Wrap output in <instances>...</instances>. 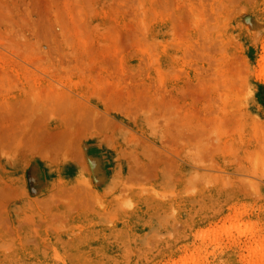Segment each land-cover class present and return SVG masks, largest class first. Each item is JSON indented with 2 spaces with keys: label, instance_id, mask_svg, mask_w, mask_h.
I'll list each match as a JSON object with an SVG mask.
<instances>
[{
  "label": "rangeland",
  "instance_id": "rangeland-1",
  "mask_svg": "<svg viewBox=\"0 0 264 264\" xmlns=\"http://www.w3.org/2000/svg\"><path fill=\"white\" fill-rule=\"evenodd\" d=\"M5 1L9 7L18 3V0H9L10 3ZM26 1L21 0V4L10 7L11 11L5 7L11 17L3 7L7 15L1 10L0 17L5 15L8 18L3 17V21L0 19L1 25H4H0V35L4 36L7 26L6 33L9 31L8 34L13 36L9 38L25 40L35 47L37 57L43 55L42 59L48 62L54 60L52 64H55L54 67L52 64L44 65V68L43 61L41 66L35 60L28 62L22 55L18 56L9 48L7 50L9 38H6L4 46L0 44L3 48L6 44L4 49L0 47V51L3 49L0 52V80L7 77L4 86L0 87V90L2 87L6 90H1L3 94L0 91V264H264V0H35L38 5L34 0H29L33 2L27 3L25 7ZM73 17L77 18L73 21ZM39 19L44 20L47 26L52 22L53 25L49 26L53 33L44 24L40 25L43 21ZM72 23L81 31L82 27H85L84 30L88 28L89 35L86 37L85 34L84 37L91 45L83 38L84 30L83 33L74 31ZM66 26L69 29L71 27L67 35L72 31L81 33L78 35L81 41H85V45H90L91 49L88 50L89 47L79 42L83 45L81 49L80 44L77 45L80 41L79 37H75L77 33L74 35L72 32L74 36L68 35H72V40H69L73 41L70 42L73 47L69 50L64 45V42L69 44L66 42L68 37L64 38L66 30L63 28L66 29ZM11 30L15 33L11 34ZM61 30L64 31L62 35ZM47 31L53 34L50 38H47ZM56 34L57 37H54ZM17 48L22 49L21 45ZM84 50L85 56L89 54L88 58L84 56ZM69 51L76 53V56L67 53ZM80 51L81 54H78ZM8 53L17 55L20 60ZM65 55H71V58L66 57L67 60L77 61V64L85 57L86 60H83L87 67L92 63L94 66L84 69L85 65L79 72L75 68L78 65L72 64L76 65L75 69L68 74L64 69L72 65ZM90 55L94 57L93 60ZM104 55L110 59L106 56L101 60L100 57ZM60 62L63 70L58 68ZM117 62L119 74L115 73ZM50 67L61 70L60 78L57 77L59 73L50 72ZM35 74L43 78H37ZM52 74L55 77L48 76ZM65 74L70 75L68 80ZM109 74H113L112 82L109 80L111 78H106L110 77ZM92 78L98 79L101 85L93 81L94 85ZM101 79L108 87L112 86L109 93L106 86V93L97 91V87L101 89L102 86L104 89ZM119 81L126 82L127 91L134 87V90L128 92H134L137 95L135 97L139 98L140 95V98L131 97L132 93H128L131 98L124 95V83ZM140 84L148 88L147 92L143 87L140 88ZM43 88H49V95H53V91H50L55 89L54 92H57H53L54 96L60 95L62 91L64 95L67 91L68 101H72H67L70 106L62 103L67 100L66 97L60 99L62 109L59 100L53 102L57 96L51 98L45 94L51 102L44 99L43 93L46 90ZM112 89L115 95L120 90L118 101L113 97ZM93 93L94 96H90ZM154 93L156 96H153ZM192 93H196V101H190ZM108 95L110 99L114 98L111 102L116 100V104L110 103L111 108L107 104L110 101ZM206 95L208 107L205 106ZM212 95H216L214 100L219 102L214 108L210 105L213 102ZM160 98H166V106V103H157ZM42 99L45 105L59 103L60 111L67 110L69 106V112L63 110L69 118L65 115H59L62 118L55 116L59 111L55 110L57 105H51L56 112L51 109L49 111L53 114L50 115ZM144 99H147V105H144ZM77 100L87 104L85 106L79 102L81 109L87 110L84 115H91L89 121L102 123V126L95 124L94 128L93 123L89 122L91 125L88 124L86 130L87 126L84 128L82 123H88L87 115L80 117L87 121L79 122L81 128L76 125L79 124L76 119L79 117L76 115L79 112ZM179 101L182 103L177 105ZM173 102L168 108V104ZM191 102L196 105L194 111L189 106ZM32 103H35L34 106ZM41 104L44 113H41ZM125 104L131 105L130 110L125 107L129 105ZM172 107L176 110H171ZM131 108H135V112L132 113ZM148 108L154 109V113L151 110L149 113ZM199 108L203 111H199ZM229 108L234 113L228 123L230 127L223 125V117L222 120L218 119L222 124L218 123L219 128L223 130L218 129L215 121L209 118L217 115L213 112L218 110L221 116L219 109L227 112ZM122 109L132 120L142 115L151 118L150 114L159 119L165 117L162 118L165 123H174L171 126H176L177 131L184 135L189 130L194 131L196 122V119L187 120L186 124L188 114L192 113L191 117H195L203 112L205 121L213 124L208 128L211 133L209 138L221 148L218 154L221 167L195 169L176 160L170 165L169 171L165 168L157 176L159 170L155 167L145 172L142 168L126 170L122 167V171H118L119 174L114 177L96 176L87 163L85 153L82 154V149H85L89 141H94L97 135H107V122L115 124L112 117L115 115L111 114L116 111L115 114L122 113ZM72 113L74 119L70 117ZM183 114L186 118L181 116ZM174 115H179L183 122H167L166 118ZM67 119L71 121V126ZM212 155L208 163L216 165L218 160L215 154Z\"/></svg>",
  "mask_w": 264,
  "mask_h": 264
},
{
  "label": "crops",
  "instance_id": "crops-1",
  "mask_svg": "<svg viewBox=\"0 0 264 264\" xmlns=\"http://www.w3.org/2000/svg\"><path fill=\"white\" fill-rule=\"evenodd\" d=\"M190 96H191L190 101L191 100L196 101L197 99L196 93H192L190 94ZM212 97H213V102H211L210 105L212 106V108H214V106L217 107L219 105V102H217V100H214L217 98L216 95H212ZM207 99L208 97L206 95L205 98L206 107L209 105ZM164 101H166L164 98L163 100L162 98H160L158 100V104H162ZM181 103L182 102L179 101L177 105ZM189 106H192L191 109L193 110V108L196 105L193 102H191ZM226 110L228 111V113H226L224 116L221 113V111H220L221 116H219V113H217L218 111L213 112V113H217V115L215 116V118L210 117L211 121L216 120L218 117H219L218 119L222 120L224 117V120H226L227 122L226 123L227 126H229L228 123L231 121V119H233L234 114L232 109L229 108ZM199 111H203V110L199 108ZM115 113L117 112L111 114V115H115L112 116L115 120L113 121L115 124H112V122H110L111 124L110 123L108 124L107 122V126L105 127V129L107 128L106 130L108 131L107 132L108 134L107 135L104 134L103 136L97 135V138H95L94 141H89L88 142L89 144L87 143L85 149H82V154L85 153L87 163H89V166H91V168L93 169L92 171L96 176L98 175L99 177H103V176L114 177L119 174L118 171H120L122 167L126 170L142 168L144 172L150 169L151 167L152 168L155 167L157 170H159L158 173H156L157 176V175H161L165 170V168L167 171H169L171 168L170 165L172 164L173 160L174 161L181 160L187 167L195 168V169L221 167V165H219L218 163L221 160V157L220 158L218 157V154H220L221 152V148H219L220 145L218 143L216 144L214 140L210 139L209 141V132H208L209 123L207 125V122L204 121L205 115L203 114V112L201 113V115L199 114L195 115V117H190L191 115H193L192 113L188 114L190 120L196 119V122L193 127L195 131L189 130L190 132L187 131L185 135L182 134V136L180 133L182 139L180 136H179L180 138L177 137L179 132L177 131L178 129L176 128V126L174 127L171 126L170 124L165 123L166 122L164 120L165 117H161V119H159L160 117L158 116L155 117L153 114L150 117H154V118L151 119V118H145V116L142 115L139 116L136 120H132L129 116L126 115V113H118L119 115ZM202 115H204V117ZM175 118L178 117L175 116L174 118H172V120H174ZM178 119L174 120V122L177 121L178 123L179 121H183V119H180L179 121ZM218 119L215 121L216 124L219 123ZM166 120L167 122H169L171 121V118L168 119L166 118ZM224 120L223 122H225ZM161 121H164V123H161ZM203 127H207V129L204 128L205 133L203 131ZM140 130H144V131L141 132ZM172 133H175L173 134V136H175L174 139L171 138ZM175 139H179V140H175ZM187 140L188 142H186ZM208 141L210 144H207ZM211 153L215 154L216 159L218 160L217 161L218 165H212L211 162L208 163L210 155L213 156ZM92 171L90 172V174L92 173L93 175Z\"/></svg>",
  "mask_w": 264,
  "mask_h": 264
},
{
  "label": "bare ground",
  "instance_id": "bare-ground-1",
  "mask_svg": "<svg viewBox=\"0 0 264 264\" xmlns=\"http://www.w3.org/2000/svg\"><path fill=\"white\" fill-rule=\"evenodd\" d=\"M16 1H17V0H16ZM28 1H29V0H28ZM28 1H26L25 7L28 6V4L31 2V1H29V2H28ZM34 1H35V0H34ZM44 1H45V0H44ZM6 2H7V1H5V0H0V14H2V13H1V10H2V11L4 10L3 7H4V8H5V7H8V8L10 9L9 11H11V8H10V7H12V6H14V5L16 4V3H15L14 5L11 4L12 6L9 7V5L6 4ZM8 2H9V0H8ZM10 2H11V1H10ZM10 2H9V3H10ZM17 2L21 4V0H20V2H19V0H18ZM22 2H23V1H22ZM32 2H33V1H32ZM32 2H31V3H32ZM35 2H36V1H35ZM18 3H17V4H18ZM24 3H25V2H23L22 5H24ZM27 3H28V4H27ZM31 3H30V4H31ZM37 3H38V2H36V4H37ZM45 3H46V2H45ZM50 3H51V2H50ZM17 4H16V5H17ZM33 4H35V3H33ZM37 5H38V4H37ZM45 5H46V4H45ZM69 5H70V4H69ZM36 8H38V7L36 6ZM49 8H50V7H49ZM73 8H74V7H73ZM6 9H7V8H5V10H6ZM32 9H33V6H32ZM44 9H45V8H44ZM5 10L3 11V14H4V13L6 14V11H7V14H8V15L11 14L8 10H6V11H5ZM41 10H42V9H41ZM42 11H43V10H42ZM45 11H46V10H45ZM47 12H48V11H47ZM44 13H45V12H44ZM53 13H55V12H52V14H53ZM7 14H6V15H7ZM50 14H51V13H50ZM56 14H57V13H56ZM56 14H55V15H56ZM41 15H42V14H41ZM67 15H68V14H66V16H67ZM75 15H76V14H75ZM75 15H74V16H75ZM9 16L11 17V15H9ZM39 16H40V15H39ZM43 16H44V14H43ZM76 16H77V15H76ZM3 17H5V15H3ZM3 17H0V19L2 20ZM5 18H8V17H5ZM12 18H13V17H12ZM41 18H42V17H41ZM46 18H48V16H47ZM50 18H51V16H50ZM50 18H49V20L51 21ZM74 18H75V17H73V21H74ZM76 18H77V17H76ZM76 18H75V19H76ZM80 18H81V17H80ZM82 18H83V17H82ZM56 19H58V17H57ZM64 19H66V18H64ZM1 20H0V25H1V22H2L4 19H3L2 21H1ZM5 20H6V19H5ZM8 20H13V19H8ZM39 20H42V19H39ZM81 20H82V19H81ZM6 21H7V20H6ZM42 21H43V23L40 24V25L44 26V25H45V24H44L45 21H44V20H42ZM46 21H47V20H46ZM50 21H49V22H50ZM61 21H63V20H61ZM71 21H72V20H71ZM71 21H69V24H70ZM75 21H76V20H75ZM66 22H67V21H66ZM80 22H81V21H80ZM5 23H7V22H5ZM75 23H76V22H75ZM2 24H3V23H2ZM13 24H14V23H13ZM15 24H16V22H15ZM43 24H44V25H43ZM69 24H67V25H69ZM72 24L74 25V23H72ZM83 24H84V23H83ZM6 25H9V24H6ZM49 25H53L52 22L49 23L48 26L45 25V27H47L48 30H49V28H50ZM58 25H59V24H58ZM63 25H64V23H63ZM70 25H71V24H70ZM1 26L3 27L4 25H1ZM1 26H0V27H1ZM10 26H11V25H9V27H10ZM86 26H87V25H86ZM11 27H12V26H11ZM11 27H10V28H11ZM20 27H22V26H20ZM45 27H44L43 29H44V31H45V33H46V30H47V29H46ZM52 27H53V26H52ZM66 27H67L66 29L63 28L64 30H66V31H65V37H64V38L66 39V38L68 37V39H67L66 42H68V43H69L68 45H70L71 47H69V46L67 45V43L64 42V40H63V42H64V45H65L66 47H68V49L70 48L69 50H71V48L73 47V43H71V44H72V45H71L70 42H73V41H70L69 39H71V37H72V35H73V34H72L73 31L71 30V31H72V32L70 31L71 33L68 32V35H69V34H72V35L68 36L66 32H67V30L69 29V27H68V26H66ZM41 28H42V27H41ZM41 28H40V29H41ZM72 28H75V25H74ZM76 28H77V26H76ZM76 28L74 29V31L76 30V31H79V32H82V31L85 29V27H82V31H81V29H79V28L76 29ZM6 29H7V26H6V28L4 29V32H5L4 36H3V35H0L1 40H2L3 38L5 39V41H4V39L2 40L3 42L0 40V41L2 42V43H0L2 46H4V45H3L4 43H6V40H7L6 38H9V36H11L10 34H8L9 31H7L8 33H6ZM40 29H39V31H40ZM45 29H46V30H45ZM54 29H55V27H53V31H55ZM59 29H60V28H59ZM63 29H62V30H63ZM70 29H71V27H70ZM70 29H69V30H70ZM90 29H91V28H90ZM37 30H38V29H37ZM51 30H52V28H50L49 32H52ZM62 30H61L60 35H62L63 32H64V31H62ZM69 30H68V31H69ZM87 30H88V28H87ZM87 30H84V33L82 32V33H83V38L85 39V41H86V39H87L86 37H88V35H89V34H88L89 31L87 32ZM11 31H12V30H11ZM0 32H1V30H0ZM13 32H14V31H12L11 34H12ZM41 32H43V31H41ZM41 32H40V35H41ZM49 32L47 31V34H46L48 37L45 35L47 38H50V37L53 35V34H52V35L49 34ZM55 32H56V31H55ZM79 32H78V33L76 32L77 35H75L76 33L73 32L74 35H75V37L77 36V37H76L77 39H78V37H79L78 35L81 34V33H79ZM86 32H87V33H86ZM97 32H98V31H97ZM136 32H137V31H136ZM14 33H15V32H14ZM52 33H53V32H52ZM56 33H57V32H56ZM2 34H3V33H2ZM42 34H43V33H42ZM48 34H49V35H48ZM85 34H86V37H84ZM94 34H95V33H94ZM36 35H37V34H36ZM50 35H51V36H50ZM74 35H73V36H74ZM133 35H134V34H133ZM133 35H132V36H133ZM42 36H43V35H42ZM45 36H44V37H45ZM49 36H50V37H49ZM63 36H64V35H63ZM63 36H62V37H63ZM66 36H67V37H66ZM11 37H13V36H11ZM14 37H15V36H14ZM54 37H57V34H56V36H54ZM47 38H46V39H47ZM89 38H90V37H89ZM89 38H88V39H89ZM135 38H136V37H135ZM135 38L133 37V39H135ZM11 39H12V38H9V41H7V43H6V44H8V46H10V47H8V46L6 47V44H5V47L7 48V50H8V48H9V50H11V52L13 51V52L17 53L18 56H21V55H22L21 57H22V58L24 57L25 60L28 59V62H30V61L32 62V60H35V61H37L36 64L38 65V63H40V66H41L42 61H43V63H44V64L42 65L43 67H44V65H45V67H46L47 64H52V63L54 62V60L48 62L47 59H46V60L42 59L41 56H43V55L37 57V56L35 55V47H34L33 45H29V44H27L25 40L21 41L22 39L19 38V40H20V39H21V40H20V41H19V40L16 41V39L13 38V39L15 40V41H14L13 39H12V40H11ZM74 39H75V38H74ZM79 39H80V41L78 40V44H77V42H75L77 45L80 44L79 47L85 45V43L89 41V40H87L86 42L84 41V43H83V42H82V41H83L82 38L79 37ZM110 39H111V38H110ZM10 40H11V41H10ZM68 40H69V41H68ZM71 40H72V39H71ZM81 40H82V41H81ZM90 40H91V39H90ZM140 40H141V38H140ZM12 41H13L14 43H13ZM74 41H75V40H74ZM79 42H82L83 45H82L81 43H79ZM112 43H113V42H112ZM112 43H111V44H112ZM136 43H138V42H136ZM89 44H90V41H89ZM89 44H88V45H89ZM133 44H134V43H133ZM19 45H21V47H22L21 50H19V49L17 48ZM90 45H91V44H90ZM90 45L87 46V44H86L85 47H86V46L89 47V48H87V49L89 50V49H91V48H90ZM2 46H0V47L3 48ZM109 46L111 47L110 44H109ZM109 46H108L107 48H109ZM135 46H136V45H135ZM5 47H4V48H5ZM103 47H105V46H103ZM122 47H123V46H122ZM138 47L140 48L139 44H138ZM138 47H137V48H138ZM4 48H3V49H4ZM80 48L83 49L82 47H80ZM107 48H106V50H107ZM128 48H129V45H128ZM130 48H131V47H130ZM132 48H133V47H132ZM134 48H135V47H134ZM141 48H142V46H141ZM3 49H2V51H3ZM87 49H86V51H88ZM120 49H121V48H120ZM124 49H125V48H124ZM201 49H202V48H201ZM206 49H207V47L205 48V51H206ZM0 50H1V49H0ZM5 50H6V49H5ZM109 50H111V49L109 48ZM2 51H0V52L2 53ZM73 51H74V48H73ZM82 51H83V50H82ZM111 51L113 52V50H111ZM114 51H115V49H114ZM203 51H204V50H203ZM7 52H8V51H7ZM7 52H5V53H7ZM97 52H98V51H97ZM108 52H109V51H108ZM138 52H139V51H138ZM36 53H37V52H36ZM67 53L71 54L73 57L76 56V55H74V54H76V53H74V52H73L74 54L70 53V51L67 52ZM113 53H114V52H113ZM117 53H118V52H117ZM121 53H122V52H121ZM121 53H120V54H121ZM12 54H13V53H12ZM12 54H11V55H12ZM78 54H81V51H80V53H78ZM90 54H91V50H90ZM3 55L5 56L4 52H3ZM7 55H10V54L8 53ZM11 55H10V56H11ZM71 55H69V56H71ZM85 55H86V54H85V50H84V56H85ZM88 55H89V54H88ZM88 55L85 56V57L88 58ZM92 55H93V54H92ZM101 55H102V53H101ZM114 55H115V54H114ZM12 56H17V55H12ZM18 56H17V58H18V60H20ZM49 56H50V55H49ZM67 56H68V55H67ZM67 56L65 55V58H66ZM69 56H68V57H69ZM72 56H71V57H72ZM102 56H103V55H102ZM106 56H107V55H104V57H100V59H101V58L104 59ZM112 56H113V54H112ZM112 56H111V57H112ZM116 56H117V55H116ZM119 56H120V55H119ZM8 57H9V56H8ZM43 57H44V56H43ZM68 57H67V58H68ZM71 57H69V58H71ZM78 57H79V55H78ZM82 57H83V55L81 56V59H82ZM85 57H83V59H84ZM107 57H108V60H109V59H110L109 56H107ZM10 58H11V57H10ZM50 58H51V56H50ZM65 58H64V59H65ZM67 58H66V60H67ZM76 58H77V57H76ZM90 58L93 60L94 57L92 58L91 55H90ZM115 58H116V57H115ZM115 58H113V59H115ZM2 59H4V58H2ZM48 59H49V58H48ZM51 59H52V58H51ZM79 59H80V58H79ZM79 59H78V60H79ZM83 59H82L81 61H79V64H80V62L82 63V64H80V66H79V64H77V61H76V63H75L74 60H72V62H74V63H72V62H69V61H71V59H70V60H67L71 65H72V64H77L78 67H77L76 65H75V66H76V67H75V66H73V65L70 66V65L68 64L69 66L65 67V69H64V68H63V65L65 64V62H64V64H63V61H62V64H63V65H62L61 62H60L61 66L58 65V66H59L58 68H61V70L64 69L65 72L68 73V74H69V73H72V72H71L72 69H75V68H77L76 71L78 70V71L80 72V71L83 70V69L80 70L82 67H84L85 65H86V66H85L84 69H86V67H87V63H86V61H84V60H86V59H84V60H83ZM102 59H101V60H102ZM106 59H107V58H106ZM106 59H105V60H106ZM117 59H118V58H117ZM121 59H122V58H121ZM29 60H30V61H29ZM92 60H91V61H92ZM111 60H112V59H111ZM111 60H110V62L112 63ZM46 61H47L48 63H46ZM82 61H83V62H82ZM113 61H114V60H113ZM120 61H121V60H120ZM18 62H20V61H17V63H18ZM33 62H34V61H33ZM68 62H67V63H68ZM84 62H85L86 64H84ZM110 62H109V63H110ZM114 62H115V61H114ZM216 62H217V61H216ZM17 63H16V64H17ZM24 63H26V62H24ZM45 63H46V64H45ZM67 63H66V64H67ZM91 63H92V62H91ZM104 63H105V62H104ZM106 63H107V60H106ZM115 63H116V62H115ZM115 63H114V64H115ZM16 64H15V66H16ZM33 64H34V63H33ZM33 64H31L33 67L30 66V68H31V67L34 68V65H33ZM54 64H55V63H54ZM54 64H52L51 66L54 67ZM56 64H57V62H56ZM83 64H84V65H83ZM151 64H152V63H151ZM21 65H22V64H21ZM21 65H20V66H21ZM25 65H26V64H25ZM81 65H83V66H81ZM90 65H92V67H93V66H94V63H92V64H90ZM90 65H89V66H90ZM20 66H18V67H20ZM89 66H88V67H89ZM110 66H111V65H109L108 68H109ZM218 66H219V65H218ZM23 67H24V65H23ZM45 67H44V68H45ZM47 67H49V65H48ZM52 67H50V68L52 69ZM68 67H69V68L73 67V68L68 69ZM74 67H75V68H74ZM79 67H80V68H79ZM88 67H87V68H88ZM90 67H91V66H90ZM112 67H114V66H112ZM118 67H119V65H118V62H117V68H118ZM24 68H25V67H24ZM24 68H23V69H24ZM35 68H37V67H35ZM40 68L43 70L42 67H40ZM50 68H49V70H50ZM58 68H56V69L53 68L52 71H54V72H52V71L50 70L51 73H56V74L59 73L57 77H59V76L61 75V74H60V71H61V70H59ZM78 68H79V69H78ZM122 68H123V67H122ZM25 69H26L27 71H29V69H27V68H25ZM38 69H39V66H38ZM54 69H55V70L58 69L59 72H58V71L55 72ZM66 69H67L68 72L66 71ZM96 69H97V68H96ZM96 69H95V70H96ZM26 70H25V72H26ZM45 70H46V69H45ZM97 70H98V69H97ZM105 70L107 71V69H105ZM112 70H113V69H111V71H112ZM220 70H221V69H220ZM35 71H36V70H35ZM86 71H88V70H86ZM117 71H119V68H118V69H115V73H118ZM9 72H10V70H9ZM45 72H46V71H45ZM47 72H48V71H47ZM79 72H75V73L78 74ZM84 72H85V71H84ZM84 72H82V73L84 74ZM122 72H123V69H122ZM221 72H222V71H221ZM11 73H12V72H11ZM26 73H27V72H26ZM82 73H80V74L82 75ZM107 73H108V71H107ZM113 73H114V72H113ZM219 73H220V72H219ZM68 74H65L66 77H67V80H68V77L70 76V75L68 76ZM77 74H76V75H77ZM85 74L88 75L89 73H85ZM118 74H119V73H118ZM121 74H122V73H121ZM138 74H139V73H138ZM215 74H216V73H215ZM27 75L29 76L28 73H27ZM30 75H31V74H30ZM35 75L37 76V78L40 77V75H37V74H35ZM35 75H34V76H35ZM44 75H46V74L44 73ZM89 75H90V74H89ZM109 75H110V74H109ZM111 75H113V74H111ZM111 75H110V77H106V78H107V79L111 78ZM116 75H117V74H116ZM220 75H221V74H220ZM31 76H33V75H31ZM36 76H35V77H36ZM48 76L55 77V76H53V74H52V75H48ZM94 76H96V75H94ZM98 76H99V75H98ZM102 76H103V75H102ZM118 76H119V75H118ZM126 76H127V75H126ZM131 76H132V75H131ZM16 77H17V76H16ZM44 77H45V76H44ZM46 77H47V76H46ZM71 77H72V75H71ZM86 77H87V76H86ZM5 78L7 79V77H5ZM5 78H1L0 82H2V84L0 83V87H1V86H4V83H5V82H4V81H5L4 79H5ZM28 78H29V77H28ZM37 78H36V79H37ZM40 78H43V76L40 77ZM59 78H60V77H59ZM62 78H64V76H62ZM95 78H97V76H96ZM100 78H101V77H100ZM104 78H105V77H104ZM106 78H105V81H106ZM112 78H113V77H112ZM112 78L109 79V80H111L110 82H112ZM225 78H226V77H225ZM235 78H236V77H235ZM235 78H234V80H235ZM2 79H3V80H2ZM33 79H35V78H33ZM48 79H49V78H48ZM83 79H84V77H83ZM88 79H89V78L87 77L86 80H88ZM92 79H94V78H92ZM8 80H9V78H8ZM29 80L32 81L31 79H29ZM95 80H96V79L92 80V83L94 84V82H95L96 84H98V83H99V81H97L98 79H97L96 81H95ZM114 80H115V79H114ZM114 80H113V82H114ZM119 80H122V79H119ZM230 80H231V79H230ZM232 80H233V79H232ZM9 81H10V80H9ZM51 81H52V80H51ZM69 81H70V79H69ZM93 81H94V82H93ZM101 81L103 82L102 79H101ZM101 81H100V82H101ZM115 81H116V80H115ZM216 81H217V79H216ZM219 81H220V78H219ZM3 82H4V83H3ZM34 82H35V81H34ZM77 82H78V81H77ZM77 82H76V84H77ZM102 82H101V83H102ZM116 82H117V81H116ZM122 82L124 83V84H122V85H124V90L126 91V92H124V93L122 92L124 95H127V96H128V93H130L129 95H132V94H133V96H131V97H135V96H137V95L134 94V92H133V93H132V92H128V91H130V90H132V89L134 88L133 86H132V87H133L132 89H129V90L127 91L126 88H125V86H126L125 83H126V82H125V81H121V82L119 81V83H122ZM135 82H136V81H135ZM199 82H200V81H199ZM217 82H218V81H217ZM226 82H227V80H226ZM6 83H7V81H6ZM30 83H31V82H30ZM106 83H107V81H106ZM208 83H209V80H208ZM208 83H207V84H208ZM210 83H211V81H210ZM61 84L63 85V83L60 82V87H61ZM69 84L72 85V82H70ZM69 84H68V86H71V85H69ZM73 84H74V83H73ZM76 84H75V86H76ZM78 84H79V83H78ZM108 84H109V83H108ZM110 84H111V83H110ZM117 84H118V83H116V85H117ZM129 84H130V83H129ZM136 84H137V83H136ZM153 84H154V83H153ZM201 84H202V83H201ZM211 84H212V83H211ZM7 85H8V84H6V86H7ZM58 85H59V84H58ZM94 85H95V84H94ZM98 85H101V84H98ZM102 85H103L104 89L102 88V86H101V89H103V90H101L100 88L98 89V87L95 86V87H97V88H96L97 91L100 90V91L103 92V91L105 90V86H106V88H108V93H109V91H110L109 89H110L112 86L110 85V86L108 87V85H107V84L105 85L104 82H103ZM113 85H114V83H113ZM134 85H135V84H134ZM140 85H141L140 88L143 87V86H142L143 84H140ZM203 85H204V84H203ZM120 86H121V85H120ZM127 86H128V85H127ZM130 86H131V84H130ZM149 86H150V85H149ZM205 86H206V85H205ZM209 86H210V85H209ZM211 86H212V85H211ZM215 86H216V84H215ZM226 86H227V85H226ZM233 86H234V85H233ZM56 87H57V86H56ZM63 87H64V86H62L61 88H63ZM89 87H90V86H89ZM95 87H93V89H94ZM116 87H117V86H116ZM150 87H151V86H150ZM150 87H149V88H150ZM199 87H201V86H199ZM216 87H217V88H220V87H218V86H216ZM8 88H9V86H8ZM51 88H53V87H51ZM75 88H76V87H75ZM127 88H128V87H127ZM143 88H144V87H143ZM203 88H205V87H203ZM2 89L5 90L4 87H2ZM2 89H1V90H2ZM43 89H44V88H43ZM48 89H49V88L44 89V90H46V91H45V93H43V97H45V94H47L48 96H51V98H52V97L54 98L55 96H57V97H55V98H57V101H56V99L54 98L55 100L53 99V102H54V101H55V102H58V100H59V102L61 103L62 100H60V99H63V98H61V97H64V98L66 97V98H67V96H69V94L67 95V91L64 92V95H65V96L62 94L63 91L61 92L60 95H59V94H57V95L55 94V96H54V93L57 92V91L54 92L55 89H54V90H53V89H52V90L50 89L51 91H50V90H49V91H50V92L53 91L54 93L52 92L51 94H53V95H49L50 93L48 94ZM59 89H60V88H59ZM64 89H66V88H64ZM93 89H92V91H93ZM117 89H118V88H117ZM144 89H145L146 92H147V89H148V88L145 87ZM1 90H0V91H1ZM4 90H2V91H4ZM31 90H32V89H31ZM94 90H95V89H94ZM124 90H123V88H121V91H124ZM133 90H134V89H133ZM140 90H141V89H140ZM140 90H139V91H140ZM145 90H142V92H145ZM153 90H154V88H153ZM197 90H198V89H197ZM208 90H209V89H208ZM212 90H213V89H212ZM2 91H1V93H2ZM5 91H6V90H5ZM5 91H4V92H5ZM8 91H9V90H8ZM23 91H24V90H23ZM105 91L107 92V90H105ZM105 91H104V93H106ZM118 91L120 92V90H117V92H118ZM194 91H195V90H194ZM204 91H205V90H204ZM209 91H210V90H209ZM35 92H36V91H35ZM43 92H44V91H43ZM46 92H47V93H46ZM69 92H70V90H69ZM95 92H96V91H95ZM102 92H101V93H102ZM113 92H114V95H115V91H114V89H112V94H113ZM117 92H116V93H117ZM119 92H118V93H119ZM140 92H141V91H140ZM142 92H141V93H142ZM33 93H34V92H33ZM33 93H32V94H33ZM65 93H66V94H65ZM97 93H98V92H97ZM101 93H100V95H101ZM104 93H102V94H103L102 97H104ZM110 93H111V92H110ZM118 93H117V94H118ZM131 93H132V94H131ZM205 93H206V92H205ZM2 94H3V93H2ZM4 94H5V93H4ZM29 94H30V93H29ZM32 94H31V95H32ZM34 94H35V93H34ZM91 94H92V93H91ZM91 94H90V96H94V93H93V95H91ZM98 94H99V93H98ZM117 94L115 95L116 97L113 96V95H111V94H109V95H110L111 97L113 96V97L116 98V100L118 101V97L120 96V94H119V96H117ZM162 94H163V93H162ZM37 95H39V93H38ZM40 95H41V94H40ZM47 95H46V97H45L44 99H46V98L48 97ZM66 95H67V96H66ZM100 95H99V96H100ZM109 95H108V96H109ZM141 95H142V94H141ZM144 95H145V94H144ZM154 95H155V93L153 94V96H154ZM164 95H165V94H164ZM41 96H42V95H41ZM41 96H40V97H37V99H38V98H41ZM58 96H60L59 99H58ZM90 96H88V97H90ZM95 96H96V95H95ZM110 96L108 97L109 99H110ZM155 96H156V95H155ZM168 96H169V95H168ZM180 96H181V95H180ZM29 97H30V96H29ZM43 97H42V98H43ZM96 97H97V96H96ZM128 97H130V96H128ZM131 97H130V98H131ZM141 97H142V96H141ZM146 97H148V96H146ZM171 97H172V96H171ZM51 98H49V99L52 100ZM79 98H80V97H79ZM100 98H101V96H100ZM104 98H105V97H104ZM104 98H102V99H104ZM108 98H107V99H108ZM114 98H111V99H114ZM135 98H136V99H139V98H140V95H139V98H137V97H135ZM142 98H143V97H142ZM157 98H159V97H157ZM166 98H168V97L166 96ZM166 98H165V100H166ZM29 99H30V98H29ZM33 99H34V98H33ZM35 99H36V98H35ZM37 99H36V100H37ZM107 99H105V100H107ZM111 99H110V101H107V104L110 105V108H111V104L113 103V101L111 102ZM120 99H121V97H120ZM120 99H119V100H120ZM125 99L128 100L129 98L126 97ZM125 99L123 98V100H125ZM149 99H150V98H149ZM149 99H148V100H149ZM154 99H156V98H154ZM168 99H170V96H169ZM174 99H175V97H174ZM176 99H177V98H176ZM181 99H182V98H181ZM235 99H236V98H235ZM46 100H48V99H46ZM63 100H64V99H63ZM116 100H115V102H114L113 104H116ZM141 100H142V99H141ZM145 100L147 101V99H144V100H143L145 104L143 103V101H142V103H143L144 105H147V104H146L147 102H145ZM156 100H157V99H156ZM162 100H163V98H162ZM41 101L43 102V99H42ZM41 101H39L38 103H40ZM44 101H45V100H44ZM48 101H49V100H48ZM67 101H68V98H67V100L65 99V101L62 102V103H64V105H66L69 101H70L69 103L72 102L71 100H69L68 102H67ZM77 101H78V102H76V103H77L78 105H79L80 103H81V105L83 104L82 101H79V100H77ZM120 101H121V100H120ZM135 101H136V100H135ZM172 101H173V99H172L171 101H169V102H172ZM22 102H24V101H22ZM34 102H36V101L34 100ZM45 102H47V101H45ZM49 102H51V101H49ZM49 102H48V103H49ZM53 102H52V104H51L52 106H53V105H57V106L59 105V106H60L59 103H58V104H57V103H56V104H53ZM55 102H54V103H55ZM65 102H66V103H65ZM79 102H80V103H79ZM140 102H141V101H140ZM150 102H151V100H150ZM155 102H157V101H155ZM164 102H165L166 105H167V102H166V101H164ZM164 102H163V103H164ZM169 102H168V103H169ZM176 102H177V101H176ZM24 103H25V102H24ZM62 103H61V106H60L61 109L63 108V107H62V106H63ZM87 103H88V102H87ZM110 103H111V104H110ZM125 103H126V100H125ZM136 103H138V102H135V104H136ZM157 103H158V102H157ZM165 103H164V104H165ZM234 103H235V102H234ZM28 104H29V103H28ZM32 104H33V103H32ZM34 104H35V103H34ZM34 104H33V106H34ZM42 104H44V102H43ZM42 104H41V105H42ZM49 104H50V103H49ZM49 104H48V105H47V104H46V105L44 104V106H48V111L52 109V110H51L52 112H56L57 110L60 109L59 106H58L59 108L55 106V107H56V109H55L56 111H53L54 107L52 108V106L49 105ZM73 104H74V102H73ZM88 104H89V103H88ZM113 104H112V105H113ZM118 104H119V103H118ZM122 104H123V103H122ZM133 104H134V103H133ZM173 104H174V102L171 103L170 105L172 106ZM223 104H224V103H223ZM29 105H30V104H29ZM29 105H28V106H29ZM36 105H39V104L36 103ZM36 105H35V106H36ZM67 105H69V104H67ZM67 105H66V106H67ZM78 105H76V106H78ZM83 105H85V104H83ZM86 105H87V104H86ZM86 105H85V106H86ZM125 105H129V104H125ZM125 105H124V106H125ZM139 105H140V106H139ZM139 105H138V106L141 107V104H140V103H139ZM161 105H162V104H161ZM166 105H165V106H166ZM168 105H169V104H168ZM170 105L168 106V108L170 107ZM232 105H233V104H232ZM31 106H32V105H31ZM44 106L42 105V108H43V109H42L41 113L45 110V109H44ZM69 106H70V105H69ZM69 106L66 107L68 111H67L66 109H63V110H66V112H69V109H68ZM85 106H83V107H85ZM174 106H175V105H174ZM182 106H183V105H182ZM182 106H181V107H182ZM208 106H209V105H208ZM208 106H207V107H208ZM223 106H224V105H223ZM25 107H26V106H25ZM36 107H37V106H36ZM40 107H41V106H40ZM50 107H51V108H50ZM78 107L80 108V109L78 108V111H79L78 114L75 112L76 115L79 116L78 118H76V119L78 120L77 122H78V123H79L80 121H82V122H87V121H83V120H82L83 118H80L82 115L85 114L84 112H86L87 110H86V109H81L82 106L80 107V105H79ZM122 107H123V105H122ZM122 107H121V108H122ZM125 107L129 108V107H131V105H129V106H125ZM125 107H123V108L125 109ZM139 107H138V108H139ZM175 107H176V106H175ZM177 107H178V106H177ZM177 107H176V108H177ZM181 107H180V109H181ZM187 107H188V105H187ZM224 107H225V106H224ZM231 107H232V106H231ZM29 108H31V107L29 106ZM38 108H39V106H38ZM49 108H50V109H49ZM64 108H65V106H64ZM94 108H95V107H94ZM119 108H120V107H119ZM138 108H136L137 111L139 110ZM145 108H147V107H145ZM145 108H143V109H145ZM151 108H152V107H151ZM164 108H165V107H164ZM21 109H22V108H21ZM33 109H34V108H33ZM39 109L41 110V108H39ZM46 109H47V108H46ZM124 109H122L123 111L121 110L122 113H124V111H125ZM131 109H132V108H131ZM133 109H135V108H133ZM133 109H132V111H131L132 113L135 112V110L133 111ZM148 109H149V110H148V112H149L151 109H150V108H148ZM221 109H222V107H221ZM30 110H31V109H30ZM37 110H38V109H37ZM63 110H62V111H63ZM76 110H77V108H76ZM76 110H75V111H76ZM129 110H130V108H129ZM140 110H141V108H140ZM145 110L147 111V109H145ZM161 110H162V109H161ZM171 110H174V111H175L176 109H174V108L172 107ZM177 110H178V109H177ZM48 111H47L46 113L49 114V112H50V115L53 114L51 111H49V112H48ZM59 111H60V110H59ZM59 111H57V112H59ZM62 111H60V112H59L60 114H58V115H57V112H56V113H55V114H56L55 116H56V117L59 116V115H61V116L63 115V116H64V115H65V111H63V113H62ZM95 111H96V110H95ZM110 111H111V110H110ZM118 111H119V110H118ZM137 111H136V112H137ZM153 111H154V109L151 110V112H153ZM179 111H180V110H179ZM179 111H177V112H179ZM181 111H182V109H181ZM193 111H194V110H193ZM217 111H218V110H217ZM219 111H221V110L219 109ZM231 111H232V110H231ZM231 111H230V112H231ZM90 112H91V111H90ZM116 112H117V111H116ZM139 112H140V111H138V113H139ZM141 112H142V110H141ZM151 112H149V113H151ZM157 112H158V111H157ZM166 112L169 114L171 111H170V112L166 111ZM196 112H197V111H196ZM221 112L223 113L224 111H221ZM43 113H44V112H43ZM61 113H62V114H61ZM79 113H80V115H79ZM128 113H129V112H128ZM153 113H154V112H153ZM161 113H162V111H161ZM185 113H186V112H185ZM207 113H208V112H207ZM217 113H218V112H217ZM226 113H228V111H227V112H224L223 114H226ZM231 113H232V112H231ZM235 113H236V112H235ZM93 114H94V113H93ZM93 114H92V115H93ZM168 114H167V115H168ZM171 114H172V112L170 113V115H171ZM174 114L176 115V113H174ZM210 114H211V113H209V117H210ZM233 114H234V113H233ZM233 114H232V116H233ZM41 115H42V114H41ZM86 115H87V114H86ZM86 115H84L83 117H85ZM103 115H104V114H103ZM121 115H122V114H121ZM157 115H158V114H157ZM175 115H174V117H175ZM183 115H184V114H183ZM65 116H67V115H65ZM73 116H74V114L72 113V116L70 115V117H71L72 119H74ZM95 116H97V115H95ZM95 116H93V117H95ZM99 116H100V113H99ZM101 116H102V115H101ZM105 116H106V115H105ZM133 116H134V115H133ZM150 116H151V114H150ZM188 116H189V115H188ZM202 116H203V115H202ZM213 116H214V115H213ZM223 116H224V115H223ZM44 117H45V114H44ZM44 117H42V118H44ZM47 117L49 118V116H47ZM87 117H89V118H88V123H86V124H85V123H82V124H84V128H85V126H87V125L89 124V122H90V123H93L92 121H89L91 115H87ZM161 117H162V116H161ZM168 117H169V116H168ZM170 117H171V116H170ZM174 117L172 116V118H174ZM176 117L179 118L180 116H176ZM190 117H191V116H190ZM217 117H218V116H217ZM59 118H62V117L59 116ZM67 118H69V116H67ZM101 118H102V117H101ZM101 118H100V119L95 118V119H96V120H97V119H98V120H101ZM103 118H104V117H103ZM105 118H106V117H105ZM132 118H133V117H132ZM152 118H154V117H151V119H152ZM172 118H171V121H172ZM178 118H175L174 120H176V119H178ZM184 118H186V115L184 116ZM187 118H188V117H187ZM214 118H215V117H214ZM218 118H219V117H218ZM218 118H217V119H218ZM76 119H75V120H76ZM167 119H168V118H167ZM180 119H182V118H179L178 121H179ZM204 119H205V118H204ZM209 119H210V118H209ZM217 119H216V120H217ZM84 120H87V119H84ZM92 120H94V119H92ZM98 120H97V121H98ZM103 120L105 121V119H103ZM169 120H170V119H169ZM184 120H185V119H184ZM187 120H190V119H186V124H187ZM210 120H211V119H210ZM216 120H213L212 122H214V121H216ZM220 120H221V119H220ZM220 120H219V121H220ZM66 121H67L69 124H70V122H71V121L69 122L68 119H67ZM72 121H74V120H72ZM151 121H152V120H151ZM204 121H205V120H204ZM206 121H208V120H206ZM222 121H223V120H222ZM227 121H228V120H227ZM101 122H103V121H101ZM176 122H177V121H176ZM182 122H183V121H182ZM210 122H211V121H210ZM212 122L209 124L210 126L213 125ZM217 122H218V121H217ZM157 123H158V122H157ZM189 123H190V122H189ZM198 123H199V122H198ZM226 123H227V122H226V120H225V122H224L223 124H226ZM64 124H65V122H64ZM95 124H100V125L102 126V123H99V122H96ZM95 124H94V123L92 124V125L95 126L94 128H96V125H95ZM103 124H105V122H103ZM110 124H111V123H110ZM167 124H168V123H167ZM172 124H173V123H172ZM172 124H171V125H172ZM176 124H177V123H176ZM182 124H183V123H182ZM190 124H191V123H190ZM200 124H201V123H200ZM204 124H205V123H204ZM215 124H216V122H215ZM219 124H221V123H219ZM219 124H216V125H218V129H222V128H219ZM257 124H258V123H257ZM257 124H255V125H257ZM71 125H72V123L70 124V126H71ZM73 125H74V123H73ZM76 125H79V127H80V123H79V124H76ZM90 125H91V124H89V126H90ZM184 125H185V124H184ZM184 125H183V126H184ZM202 125H203V124H202ZM202 125H201V126H202ZM207 125H208V123H207ZM67 126H68V125H67ZM74 126H75V125H74ZM97 126H98V125H97ZM103 126H104V125H103ZM169 126H170V125H169ZM180 126H181V125H180ZM203 126H204V125H203ZM221 126H222V124H221ZM224 126H225V125H224ZM240 126H241V125H240ZM252 126H253V125H252ZM75 127H76V126H75ZM82 127H83V125H82ZM159 127H160V126H159ZM189 127H190V125H189ZM241 127H242V126H241ZM253 127H254V126H253ZM70 128H71V129H70V130H71L70 132H72V130H73V126L70 127ZM80 128H81V127H80ZM90 128H91V127H90ZM94 128H91V129H94ZM102 128H103V127H102ZM172 128H173V127H172ZM183 128H184V127H183ZM204 128L207 129V127H203V129H204ZM208 128H209V126H208ZM216 128H217V127H216ZM223 128H224V127H223ZM233 128H234V127H233ZM233 128H232V129H233ZM250 128H251V127H250ZM78 129H79V128H78ZM78 129L76 128V130H78ZM87 129H88V126H87L86 130H87ZM103 129H104V128H103ZM169 129H170V128H169ZM188 129H189V128H188ZM218 129H217L216 131H218ZM234 129H237V128H234ZM86 130H85V131H86ZM89 130H90V129H89ZM173 130H174V129H173ZM176 130H177V129H176ZM185 130L187 131V129H185ZM196 130H197V129H196ZM208 130H209V129H208ZM222 130H223V129H222ZM225 130H226V129H225ZM225 130H224V131H225ZM85 131H83V134H84V135H85V133H84ZM97 131H98V130H97ZM194 131H195V130H194ZM203 131H204V133H205V130H203ZM211 131H212V130H211ZM214 131H215V130H214ZM216 131H215V132H216ZM220 131H221V130H220ZM231 131H232V130H231ZM241 131H242V130H241ZM178 132H179V131H178ZM189 132H190V131H189ZM198 132H199V131H198ZM236 132H237V130H236ZM254 132H257V131H254ZM261 132H262V131H261ZM185 133H186V132H185ZM216 133H217V132H216ZM219 133H221V132H219ZM228 133H229V132H228ZM230 133L232 134V132H230ZM69 134H70V133H69ZM78 134H79V133H78ZM83 134H82V135H83ZM173 134H175V133H172V137H173ZM177 134H178V133H177ZM191 134H192V133H191ZM259 134H260V133H259ZM67 135H68V134H67ZM74 135L77 136V133H75ZM178 135L180 136V133H179ZM200 135H201V134H200ZM209 135H211V133H209ZM212 135H213V134H212ZM229 135H230V134H229ZM252 135H253V134H252ZM71 136L73 137V134H72ZM79 136H80V135H79ZM181 136H182V134H181ZM181 136H180V137H181ZM202 136H203V135H202ZM220 136H221V135H219V137H220ZM72 137H71V138H72ZM172 137H171V138H172ZM180 137H179V138H180ZM204 137H206V136H204ZM216 137H217V136H216ZM253 137H254V135H253ZM256 137H257V136H256ZM259 137H260V136H259ZM71 138H70V139H71ZM68 139H69V138H68ZM172 139H173V138H172ZM181 139H182V137H181ZM181 139H180V140H181ZM204 139H205V138H204ZM206 139H207V138H206ZM209 139H210V138H209ZM175 140H179V139H175ZM184 140H185V139H184ZM184 140H183V141H184ZM190 140H191V139H190ZM192 140H193V138H192ZM196 140H197V139H196ZM199 140H200V139H199ZM250 140H253V139H250ZM254 140H256V138H255ZM135 141H136V140H135ZM201 141H202V140H201ZM209 141H210V140H209ZM209 141H208L207 144H210ZM217 141H218V140H217ZM263 141H264V140H263ZM263 141H262V142H263ZM72 142H73V141H72ZM176 142H177V141H176ZM184 142H185V141H184ZM186 142H188V141H186ZM197 142H198V141H197ZM212 142H213V141H212ZM142 143H143V142H142ZM199 143H200V142H199ZM219 143H220V142H219ZM256 143H257V140H256ZM172 144H173V143H172ZM204 144H205V143H204ZM216 144H217V143H216ZM216 144H215V145H216ZM147 145H148V144H147ZM175 145H176V144H175ZM209 146H210V145H209ZM209 146H208V147H209ZM229 146H230V145H229ZM70 147H71V146H70ZM203 147H204V146H203ZM215 147H216V146H215ZM193 148H194V147H193ZM200 148H201V147H200ZM226 148H227V147H226ZM261 148H262V147H261ZM172 149H174V148H172ZM262 150H264V148H263ZM262 150H261V151H262ZM205 152H206V151H205ZM209 152H210V151H209ZM178 153H179V151H178ZM211 154H212V153H211ZM176 155H177V154H176ZM199 155H200V154H199ZM206 156H207V155H206ZM210 156H211V155H210ZM249 158H250V157H249ZM260 158H261V157H260ZM170 159H171V158H170ZM198 159H199V158H198ZM209 159H210V158H209ZM173 161H174V160H173ZM195 161H196V159H195ZM202 161H203V160H202ZM202 161H201V162H202ZM233 162H235V161H233ZM215 164H216V163H215ZM236 164H237V163H236ZM216 165H218V164H216ZM237 166H238V165H237ZM214 167H215V166H214ZM218 170H219V169H218ZM209 175H210V174H209ZM216 179H218V177H216ZM226 180H227V179H226ZM226 182H227V181H226ZM223 183H224V182H223ZM227 183H228V182H227ZM228 184H229V183H228ZM225 185H226V184H225ZM226 186H227V185H226ZM253 186H254V185H253ZM252 189H253V187H252ZM253 190H254V189H253ZM255 190H256V189H255ZM252 192H253V191H252ZM255 192H256V191H255ZM253 194H254V193H253Z\"/></svg>",
  "mask_w": 264,
  "mask_h": 264
}]
</instances>
